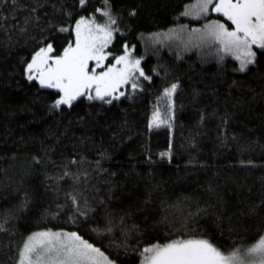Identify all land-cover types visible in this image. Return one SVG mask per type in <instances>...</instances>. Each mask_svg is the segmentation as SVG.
<instances>
[{
	"label": "snow or ice",
	"instance_id": "obj_1",
	"mask_svg": "<svg viewBox=\"0 0 264 264\" xmlns=\"http://www.w3.org/2000/svg\"><path fill=\"white\" fill-rule=\"evenodd\" d=\"M117 4L0 0V49L27 52L7 72L26 97L17 110L42 109L50 122L43 155L31 157L0 204V264H264V176L259 201L231 215L213 183L219 171L202 185L197 178L198 187L174 201L161 198L163 215L152 207L166 183L155 176L179 169L178 153L188 154L186 175L217 167L198 158L209 125L226 159L234 154L241 169H264L251 159L264 152V129L258 135L240 119L251 101L264 100V0H181L172 26L139 35L133 25L143 0ZM149 49L157 56L166 50L171 62L158 59L146 69ZM190 54L216 71L206 76L193 64L184 70ZM186 107L195 115L177 146ZM162 129L166 143L154 150ZM117 151L127 152L126 164L115 160ZM133 177L145 181L142 199L126 195L121 183ZM41 194L48 203L37 208ZM33 213L38 227L21 232V219ZM53 221L70 227L47 226Z\"/></svg>",
	"mask_w": 264,
	"mask_h": 264
},
{
	"label": "trees",
	"instance_id": "obj_2",
	"mask_svg": "<svg viewBox=\"0 0 264 264\" xmlns=\"http://www.w3.org/2000/svg\"><path fill=\"white\" fill-rule=\"evenodd\" d=\"M183 2H191V0H183ZM145 5L141 12V19L133 25L138 27L140 32L148 33L150 31H157L166 27L172 26L170 21L173 16L176 15L179 9L177 4L181 3V0H143ZM125 4V0H118L117 7H121ZM182 23H189L188 19H182ZM196 24L195 22H191ZM131 41L137 43L136 36H131ZM138 54L144 55L145 50L137 43ZM27 55V52L22 50H16L11 55L5 50L0 49V204L4 203V197L12 192L15 184L19 182L20 176L28 169L31 162V157L40 153L43 155L40 141L45 138L46 129L49 127V123H45L42 119V109L34 108L32 111L24 112L18 111L27 101L24 93H17L15 81H9L7 79V72L15 63L18 56ZM192 59L182 65V68L186 70L189 64L195 66L196 72H203L206 76L211 72L216 71L214 65H198V59L194 54ZM161 60L167 64L171 62V56L166 50H162L159 56L153 55L148 51L146 55L145 67L146 69L155 67L157 61ZM10 85V86H9ZM223 91V89H222ZM183 98V94H182ZM251 101V97H248ZM151 98H148L150 102ZM251 109V112H249ZM194 113L189 108H185V112L181 117L180 123L185 125V128L176 130V144L179 146L181 143V133L187 135L190 130V124L193 122L192 118ZM240 119L245 121L250 128H255L257 134L261 129H264V100L259 97L255 101H251L244 112L240 115ZM80 131L76 132V136H80ZM167 140L166 130H160L159 134L154 135L152 144L154 150L163 149ZM199 161L201 163H208L216 165L210 173L205 175L203 172L195 173L194 175H186L184 165L188 160L187 153H178L174 164L180 165L179 169L165 168L162 169L163 176L157 173L155 176L156 182L166 181L163 183L160 191L154 192L152 199L155 204L152 206L153 210L159 215H163V210L159 208L161 198L168 199L170 202L174 201L177 196L184 195L186 191H191L197 188L195 181L198 178L200 184H204L207 179H212L216 172L219 171L218 180H214L213 183H218L221 187L218 189L220 195L227 202V213L231 215L232 212L238 208L245 206L252 201H259L261 196V184L259 177L264 176V169L243 170L240 168L239 161L234 154H228L225 158V150H221L218 147V141L216 140V133L214 127L209 125L208 134L199 139ZM264 143V142H262ZM107 147V144L105 145ZM47 147V144L44 145ZM216 153H220L216 155ZM195 155V153H193ZM91 159V156L88 157ZM251 159L256 164H264V152L259 149L251 154ZM115 160L120 161L123 164L127 163V152L117 151L115 154ZM230 165H235L234 168H230ZM108 167L109 165H105ZM116 171L117 168H112ZM123 171H129L127 167L123 168ZM143 171V169H138ZM179 172L181 177L185 179H177L175 175ZM30 183H36V179L30 181ZM124 186L126 195H132L134 199H142L147 191L145 181L135 178H130L128 181L121 180ZM238 185H240L238 187ZM251 187V193L248 192V188ZM47 197L40 195L36 207L48 203ZM225 227H227L228 221L225 220ZM257 224L259 221L256 222ZM56 225L58 227H70L65 225L63 221H53L52 224L47 226L52 227ZM210 225L207 222L202 221L200 227L207 228ZM38 225L35 222L34 213L25 216L20 221V231L26 232L29 229H36ZM86 238H90L86 236ZM107 241H105V245Z\"/></svg>",
	"mask_w": 264,
	"mask_h": 264
},
{
	"label": "rangeland",
	"instance_id": "obj_3",
	"mask_svg": "<svg viewBox=\"0 0 264 264\" xmlns=\"http://www.w3.org/2000/svg\"><path fill=\"white\" fill-rule=\"evenodd\" d=\"M185 19H187V18H185ZM196 23V22H195ZM193 26H198L197 24H192ZM142 47H143V45L142 44H140ZM143 49H144V47H143ZM145 50V49H144ZM148 51H150L151 52V50L149 49Z\"/></svg>",
	"mask_w": 264,
	"mask_h": 264
}]
</instances>
